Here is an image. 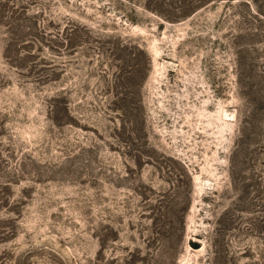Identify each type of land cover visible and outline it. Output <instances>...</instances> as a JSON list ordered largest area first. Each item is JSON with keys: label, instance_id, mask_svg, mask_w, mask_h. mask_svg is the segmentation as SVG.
<instances>
[{"label": "rangeland", "instance_id": "374dc122", "mask_svg": "<svg viewBox=\"0 0 264 264\" xmlns=\"http://www.w3.org/2000/svg\"><path fill=\"white\" fill-rule=\"evenodd\" d=\"M0 264H264V0H0Z\"/></svg>", "mask_w": 264, "mask_h": 264}]
</instances>
